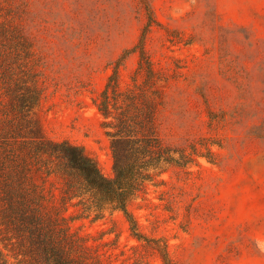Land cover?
Instances as JSON below:
<instances>
[{
	"label": "rangeland",
	"instance_id": "rangeland-1",
	"mask_svg": "<svg viewBox=\"0 0 264 264\" xmlns=\"http://www.w3.org/2000/svg\"><path fill=\"white\" fill-rule=\"evenodd\" d=\"M141 47L158 135L210 159L193 153L148 182L129 204L140 231L171 264H264V0H0V136L26 119L114 176L94 99L115 71L122 91L143 85ZM30 90L38 103L23 110ZM61 213L95 264H164L121 211Z\"/></svg>",
	"mask_w": 264,
	"mask_h": 264
},
{
	"label": "trees",
	"instance_id": "trees-1",
	"mask_svg": "<svg viewBox=\"0 0 264 264\" xmlns=\"http://www.w3.org/2000/svg\"><path fill=\"white\" fill-rule=\"evenodd\" d=\"M140 52V68L146 71L143 85L122 91L115 71L94 99L110 138L114 176L104 175L80 146L24 129L26 119L17 120L0 136V264H95L82 239L68 229L61 211L69 206L94 219L107 212H123L132 235L156 248L164 264L172 263L166 244L142 234L129 204L169 166H187L196 156L210 158L158 135L152 97L157 76L142 47ZM28 93L19 98L23 110H31L39 100L36 90ZM52 180L60 184V208L48 205L51 189L46 183ZM5 250L13 253L15 261Z\"/></svg>",
	"mask_w": 264,
	"mask_h": 264
}]
</instances>
